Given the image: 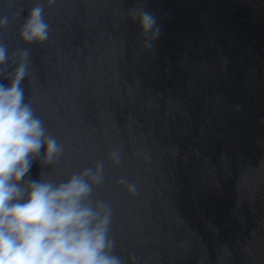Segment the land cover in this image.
<instances>
[{
	"label": "water",
	"instance_id": "1",
	"mask_svg": "<svg viewBox=\"0 0 264 264\" xmlns=\"http://www.w3.org/2000/svg\"><path fill=\"white\" fill-rule=\"evenodd\" d=\"M138 2L162 29L151 50L129 14ZM35 3L49 39L25 46ZM3 16L9 55L30 49L26 102L63 147L26 182L104 161L92 196L112 208L124 264H264V0H0Z\"/></svg>",
	"mask_w": 264,
	"mask_h": 264
},
{
	"label": "clouds",
	"instance_id": "2",
	"mask_svg": "<svg viewBox=\"0 0 264 264\" xmlns=\"http://www.w3.org/2000/svg\"><path fill=\"white\" fill-rule=\"evenodd\" d=\"M54 2L47 0L49 5ZM129 14L145 37L144 47L151 50L162 35L157 17L140 2ZM20 15L17 11L16 16ZM9 22L8 16L0 17V29ZM49 29L44 5L35 3L18 36L25 46H39L49 39ZM30 59L28 47L10 56L7 45L0 43V76L9 81L0 83V264H124L115 255L110 236L112 208L92 196L94 186L104 181V161L66 182L45 180L43 173L39 181H25L33 161L42 157L45 168L63 155L62 145L26 102L23 82L29 75ZM10 61L15 66L6 73ZM109 156L114 165L121 163L118 148ZM119 183L130 194H138L134 182L122 177Z\"/></svg>",
	"mask_w": 264,
	"mask_h": 264
}]
</instances>
